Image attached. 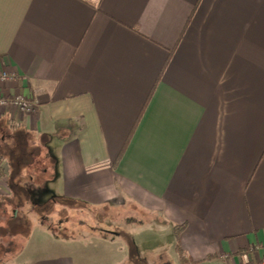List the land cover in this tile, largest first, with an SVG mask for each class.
<instances>
[{"label":"crops","instance_id":"crops-1","mask_svg":"<svg viewBox=\"0 0 264 264\" xmlns=\"http://www.w3.org/2000/svg\"><path fill=\"white\" fill-rule=\"evenodd\" d=\"M1 71L0 96L37 105L0 112V168L20 174L1 214L23 206L14 187L29 204L42 160L39 183L63 185L51 203L159 216L179 264L176 246L190 264L264 262V0H0ZM40 229L30 264H116L56 256Z\"/></svg>","mask_w":264,"mask_h":264},{"label":"rangeland","instance_id":"rangeland-1","mask_svg":"<svg viewBox=\"0 0 264 264\" xmlns=\"http://www.w3.org/2000/svg\"><path fill=\"white\" fill-rule=\"evenodd\" d=\"M2 110L5 109L0 108V112ZM51 146L55 147V144ZM20 150L11 156V161L15 163L22 160L24 164H29L30 161L23 159L24 154ZM34 162L28 171L24 169L26 172L22 182L25 186L30 181L27 175L36 179L34 183L32 181L26 185L27 192H24L25 195L28 193L30 205L23 201L21 189L14 187L17 197L15 203L22 199L24 202L18 209L19 214L13 217L11 211H7V214L0 213V264H30L39 258L43 247L50 243L43 237L49 233L41 231L42 226L63 242L56 249V256L72 253L94 257L96 251L105 250L109 253V261L116 264H179L169 241V227L161 223L159 216L134 212L130 208L117 210L79 202L71 205L68 200L63 202L58 199L51 203L48 198L53 195L59 198L63 185L59 181L39 183L37 172L44 168V163L42 160ZM12 170L5 169V173L0 176L1 185L6 177L11 178L16 173L20 175L16 166ZM4 175L6 177L3 179ZM35 204L38 206H34ZM126 218H132L138 223L136 226L129 225ZM140 223L142 224L139 225ZM115 233L119 237H114ZM129 240L136 247L132 248Z\"/></svg>","mask_w":264,"mask_h":264},{"label":"built area","instance_id":"built-area-1","mask_svg":"<svg viewBox=\"0 0 264 264\" xmlns=\"http://www.w3.org/2000/svg\"><path fill=\"white\" fill-rule=\"evenodd\" d=\"M15 78V74L8 73L5 71L0 72V82L5 83L11 79ZM14 108L24 114L34 113L37 105L35 102H32L30 99L25 98L23 95L19 94L12 98H5L0 96V108ZM257 264H264V262H259Z\"/></svg>","mask_w":264,"mask_h":264},{"label":"trees","instance_id":"trees-1","mask_svg":"<svg viewBox=\"0 0 264 264\" xmlns=\"http://www.w3.org/2000/svg\"><path fill=\"white\" fill-rule=\"evenodd\" d=\"M21 170V169H20ZM3 171H2V169L0 168V176L3 174L2 173ZM63 202H67V201H65V200H62ZM48 230H49V228H48ZM50 231H51V229H50ZM178 231V230H177ZM52 232V231H51ZM175 234L177 235L178 233H176L175 232ZM176 249H177V254H178V256H179V261H180V263L181 264H190L189 262H187L186 261V258H185V255L181 252V250H180V248L178 247V246H176Z\"/></svg>","mask_w":264,"mask_h":264}]
</instances>
